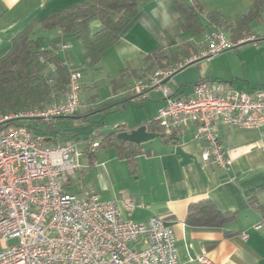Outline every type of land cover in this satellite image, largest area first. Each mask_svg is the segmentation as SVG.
Listing matches in <instances>:
<instances>
[{
	"label": "crops",
	"instance_id": "crops-1",
	"mask_svg": "<svg viewBox=\"0 0 264 264\" xmlns=\"http://www.w3.org/2000/svg\"><path fill=\"white\" fill-rule=\"evenodd\" d=\"M86 1L0 0V59L9 53L14 38L34 21ZM187 1L198 3L206 12H218L228 23H236L253 5V0ZM203 20L208 23L206 18ZM262 23H252L251 29L254 24ZM101 28L98 20L90 22L91 34L98 33ZM253 29V36L238 42L258 38L253 44L193 64L192 76H197L190 91L184 85L177 90H173L169 83L164 86L172 91L175 98L190 96L195 85L202 80L221 86L223 96L233 91L252 95L259 89L264 90V32ZM215 30H221L229 37L226 29L209 24L202 36L184 32L174 0H145L118 42L103 53L98 68H88L81 44L69 40V51H63L60 46L59 53L70 70H82L80 110L82 113L91 111L84 116H74L77 119L72 120L88 126L82 121L90 120L94 113H107L131 101L130 98L120 100L119 97L129 89L131 92L137 82L146 81L138 80L137 76L142 75L148 55L158 50H181L183 45H194L189 56L176 65L204 48L208 36ZM53 37L51 34L50 39ZM48 43L46 46L49 47ZM71 52L76 56L73 57ZM183 78L181 83H187L184 82L187 76ZM99 93L103 94L102 99ZM146 101H150L148 107L156 118L166 105L164 88L150 89L146 99L140 102ZM153 121L155 119L146 118L126 124L129 125L126 131L148 126ZM156 129L155 125L148 127L151 133ZM218 133L232 161L228 169L203 162L204 142L196 138V126L176 133L172 142L155 133L159 137L139 144L141 153L133 165L121 158L114 147L93 149V145L102 138L95 131L83 140V149L93 152L92 155L82 152V168L68 179L65 189L75 188L76 192L71 194L91 191L102 200L115 201L124 220L146 223L154 216L161 217L174 231L180 264H202L198 262L201 257L210 264H264V128L248 130L219 125ZM202 202H210L233 219L219 227L188 224L191 206ZM127 203L133 205V210L126 208ZM135 246L144 247L143 241Z\"/></svg>",
	"mask_w": 264,
	"mask_h": 264
},
{
	"label": "built area",
	"instance_id": "built-area-1",
	"mask_svg": "<svg viewBox=\"0 0 264 264\" xmlns=\"http://www.w3.org/2000/svg\"><path fill=\"white\" fill-rule=\"evenodd\" d=\"M235 45L223 31L215 30L204 48L181 63L157 70L131 90L133 100L140 102L150 89L164 88L166 105L155 122L168 136L196 126V138L204 142L203 162L221 169L231 167L232 161L218 126L264 128V90L252 95L233 91L223 96L221 86L202 80L190 96L175 98L162 82L186 65L210 59ZM61 48L68 51L70 46ZM82 80V72L71 69L63 102L0 115V264H180L174 231L161 217L135 223L122 218L115 201L102 200L91 191L66 192L68 179L82 168L83 154L76 143L47 147L26 127H9L16 121L51 122L74 116L82 107ZM126 208L134 207L127 203ZM11 240L16 243L8 245ZM140 240L144 247H130ZM198 262L210 264L205 257Z\"/></svg>",
	"mask_w": 264,
	"mask_h": 264
},
{
	"label": "trees",
	"instance_id": "trees-1",
	"mask_svg": "<svg viewBox=\"0 0 264 264\" xmlns=\"http://www.w3.org/2000/svg\"><path fill=\"white\" fill-rule=\"evenodd\" d=\"M143 1L145 0H88L34 21L14 38L11 50L0 59V115L17 110L27 112L63 102L67 95L71 70L60 56V46L68 44L69 40L78 41L87 60L86 66L98 68L103 53L118 42L123 30L138 14ZM174 1L180 13V25L184 32L190 31L202 36L207 29L203 23V18H206L210 26L226 29L229 32V39L235 44L253 36L251 24L262 23L264 19V0H253L252 7L236 23H228L218 12H206L198 3L192 4L187 0ZM94 19L100 22L102 28L93 35L90 31V22ZM48 33L54 37L51 39L46 37ZM47 42L49 47L46 46ZM192 49V45L186 44L181 50H158L151 53L145 58V68L142 75L137 76L138 80L148 81L157 70L173 66L179 60L187 58ZM77 70L82 72L80 68ZM130 99L132 100L133 96ZM102 109L106 111V107ZM89 112L91 111L82 113L79 110L74 116H84ZM82 122L91 128L95 126L89 119ZM48 123L50 128L41 134H35L24 121H16L9 127H26L36 141L47 147L67 143V140L64 142L60 140L61 133L54 132L52 128L54 121ZM154 125L158 129L152 132L171 142L175 140L176 134L166 135L155 121L148 127ZM112 147L116 148L119 156L131 165L141 153L139 144L119 139L117 135L102 137L93 149ZM84 153L92 155L93 152L85 150ZM232 219L230 214L221 213L210 202H202L191 206L187 223L219 227Z\"/></svg>",
	"mask_w": 264,
	"mask_h": 264
},
{
	"label": "rangeland",
	"instance_id": "rangeland-1",
	"mask_svg": "<svg viewBox=\"0 0 264 264\" xmlns=\"http://www.w3.org/2000/svg\"><path fill=\"white\" fill-rule=\"evenodd\" d=\"M203 23L205 24V26H208V23L206 21H203ZM251 28V27H250ZM256 28L257 29H262V31L264 32V21L261 25L258 24H254L252 26V29ZM251 29V31L253 32V30ZM262 32V33H263ZM51 33H48L46 37L50 38ZM186 45H183V48H185ZM193 48H195L194 45H192ZM174 50V49H172ZM177 51V50H175ZM61 54L65 57V53L61 52ZM71 54L73 55V57L76 56V54H74L73 52H71ZM76 62H78L75 59ZM78 64V63H77ZM192 67H195V65L193 66H189L187 68H185L184 70L180 71L179 73H177L175 76L172 77V81L169 82V86L173 88V90H177L180 86L184 85V87L187 88V90H191L190 86L194 85L195 79H196V75L192 76V71L191 70ZM187 76V79L184 82L187 83H181L183 82L182 80L184 79L183 77ZM175 78V79H174ZM121 81V79L119 80V82ZM123 81V79H122ZM130 82H128L127 84H129ZM118 84L115 83V86H117ZM113 85L112 88L115 87ZM102 91H105L101 88ZM127 92V91H125ZM100 94V93H99ZM101 99L104 97L103 94H100ZM133 95L130 92V89L128 90L127 93L121 95L119 97L120 100H124V99H129L131 98ZM151 100V99H150ZM153 100V99H152ZM108 103H110V101H107ZM150 102V101H149ZM149 102H133L132 100L129 102L124 103L123 105H119L116 106L113 110L107 112V113H94V115L91 116L90 120L91 122L95 123V126L93 128L89 126H85L84 124L80 123L79 121L76 120H72V119H55L54 124L52 126V128L54 129V132L56 133H61L60 136V140H62L64 142V140H67V142H73L77 144V148L80 152L85 151L83 148V146L85 145V142H83L84 139H87L91 134L95 133V131H102L105 129H114L116 127H120L121 129H125L127 130V126L126 124H134V122H139V120H153L155 119L152 115V109L148 106H150L148 103ZM110 106H112V104L110 103ZM126 106V107H125ZM124 107L126 108L125 110ZM25 125L30 126L35 134H41L44 131H48L49 127V123L43 121V120H25ZM38 132H36V131ZM82 140V141H81ZM95 145V144H94ZM93 145V146H94ZM92 146V147H93ZM67 192L71 193V192H76L75 188L71 189V188H66L65 189ZM16 241L15 240H11L9 241V243H7L8 245H13L15 244ZM136 243H132L130 245L131 248H135ZM2 246H3V242L0 239V251L2 250Z\"/></svg>",
	"mask_w": 264,
	"mask_h": 264
},
{
	"label": "water",
	"instance_id": "water-1",
	"mask_svg": "<svg viewBox=\"0 0 264 264\" xmlns=\"http://www.w3.org/2000/svg\"><path fill=\"white\" fill-rule=\"evenodd\" d=\"M253 42H255V41L242 42L240 44L235 45L232 48V50L246 46V45L253 44ZM193 64L194 63L186 65L185 67H183L182 69H180L176 73H179L180 71L184 70L185 68H187ZM171 79H172V77L165 79L162 82V85L168 84ZM63 119H77V117L70 116V117H63ZM35 120H40V119H35ZM99 135L101 137L110 136V135H117V137L119 139L126 140V141L136 143V144H143V143H146L150 140H153V139L159 137L158 134L149 132L147 125H142V126L138 127L137 129H134L132 131H126L125 129H121L120 127H116L114 129H105V130L100 131Z\"/></svg>",
	"mask_w": 264,
	"mask_h": 264
}]
</instances>
